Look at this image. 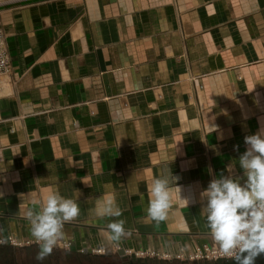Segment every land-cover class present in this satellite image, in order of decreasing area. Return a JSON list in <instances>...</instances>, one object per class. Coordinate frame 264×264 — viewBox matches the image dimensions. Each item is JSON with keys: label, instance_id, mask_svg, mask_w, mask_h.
Listing matches in <instances>:
<instances>
[{"label": "crops", "instance_id": "obj_1", "mask_svg": "<svg viewBox=\"0 0 264 264\" xmlns=\"http://www.w3.org/2000/svg\"><path fill=\"white\" fill-rule=\"evenodd\" d=\"M0 19V245L37 244L26 214L52 192L80 208L63 239L107 253L213 242L202 193L243 183L244 138L264 131V0H26ZM168 169L180 189L157 223L149 187ZM109 196L120 217L96 214Z\"/></svg>", "mask_w": 264, "mask_h": 264}, {"label": "clouds", "instance_id": "obj_2", "mask_svg": "<svg viewBox=\"0 0 264 264\" xmlns=\"http://www.w3.org/2000/svg\"><path fill=\"white\" fill-rule=\"evenodd\" d=\"M244 140L247 148L239 157V166L246 178L243 183L240 177L221 174L220 178L210 181L202 194L207 198L204 210L208 227L223 256L235 260L236 264H254L256 257L264 254V131L245 136ZM177 180L168 169L151 182L147 214L157 223L168 218L173 206V186L179 188ZM184 204L187 207L189 201L184 199ZM79 214L78 203L59 192L50 193L39 210L27 211L31 235L40 247L38 261L52 253L64 238V224L74 221ZM96 214L120 217L122 210L115 197L109 196L98 205ZM124 224L122 219L107 224L111 241L119 242L125 235Z\"/></svg>", "mask_w": 264, "mask_h": 264}, {"label": "built area", "instance_id": "obj_3", "mask_svg": "<svg viewBox=\"0 0 264 264\" xmlns=\"http://www.w3.org/2000/svg\"><path fill=\"white\" fill-rule=\"evenodd\" d=\"M9 56L7 53V49L4 44L3 40V31L1 26V19H0V78L1 76L6 73L9 69ZM8 242L12 245H22V244H29L33 243L34 240H28L26 242H19L15 238L9 236ZM36 243V241H35ZM84 248H80L79 251L82 252L83 250L87 249L96 254H103L106 252L105 248L101 244L95 243H85ZM74 245V241L70 239H62L58 241L56 248L62 250H69ZM121 246L118 245V249ZM123 249V247H121ZM126 254L134 253L135 256L140 258H156L160 260H169L174 259L180 262H195V261H206V262H222L227 259L223 256L221 251L219 250V246L213 240V242H206L202 246L191 243L190 246L186 249H182L181 251H172L169 248H155V247H147V248H128L124 249Z\"/></svg>", "mask_w": 264, "mask_h": 264}, {"label": "flooded vegetation", "instance_id": "obj_4", "mask_svg": "<svg viewBox=\"0 0 264 264\" xmlns=\"http://www.w3.org/2000/svg\"><path fill=\"white\" fill-rule=\"evenodd\" d=\"M39 251L38 244L28 247H11L9 250L0 248V264H215L204 261L180 262L174 259L160 260L156 258L130 260L121 259L116 253L107 252L103 253V256H89L59 248H54L43 261H38L36 256ZM254 264H258L256 259Z\"/></svg>", "mask_w": 264, "mask_h": 264}, {"label": "water", "instance_id": "obj_5", "mask_svg": "<svg viewBox=\"0 0 264 264\" xmlns=\"http://www.w3.org/2000/svg\"><path fill=\"white\" fill-rule=\"evenodd\" d=\"M204 243H206L205 241L201 240V241H197V244L202 246ZM85 243H81L80 240L78 239L77 236H75V240H74V245L69 249L71 251H74L76 253H80V254H86V255H89V256H103V254H96V253H93L91 252L90 250H83L82 252L79 251V249L82 247L84 248L85 247ZM128 246H130L128 244ZM129 249L132 248V247H128ZM119 258L121 259H130V260H145V259H148V258H140V257H137L134 255V253H130V254H126L125 253V250L124 249H121V247L115 252ZM256 261L258 264H264V254H261L259 255L258 257H256ZM206 262V261H204ZM215 264H218V262H213ZM219 264H236V261L235 260H226V261H222L220 262Z\"/></svg>", "mask_w": 264, "mask_h": 264}, {"label": "rangeland", "instance_id": "obj_6", "mask_svg": "<svg viewBox=\"0 0 264 264\" xmlns=\"http://www.w3.org/2000/svg\"><path fill=\"white\" fill-rule=\"evenodd\" d=\"M18 1H26V0H0V7H3L5 5L18 2Z\"/></svg>", "mask_w": 264, "mask_h": 264}, {"label": "trees", "instance_id": "obj_7", "mask_svg": "<svg viewBox=\"0 0 264 264\" xmlns=\"http://www.w3.org/2000/svg\"><path fill=\"white\" fill-rule=\"evenodd\" d=\"M12 246L10 245H0V248H2L3 250H9Z\"/></svg>", "mask_w": 264, "mask_h": 264}]
</instances>
